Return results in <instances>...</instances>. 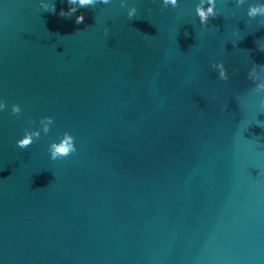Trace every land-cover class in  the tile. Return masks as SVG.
Masks as SVG:
<instances>
[{"label": "water", "instance_id": "obj_1", "mask_svg": "<svg viewBox=\"0 0 264 264\" xmlns=\"http://www.w3.org/2000/svg\"><path fill=\"white\" fill-rule=\"evenodd\" d=\"M250 2L218 0L200 25L199 0L65 16L62 0L54 13L0 0V264H264V109L246 75L264 66V25L247 23ZM42 115L49 132L18 148ZM65 130L76 151L51 160Z\"/></svg>", "mask_w": 264, "mask_h": 264}, {"label": "clouds", "instance_id": "obj_2", "mask_svg": "<svg viewBox=\"0 0 264 264\" xmlns=\"http://www.w3.org/2000/svg\"><path fill=\"white\" fill-rule=\"evenodd\" d=\"M62 2L68 5L67 10L61 8L59 15L65 16L76 12L77 7H84L90 5H96L98 0H62ZM110 0H99V3L108 4ZM165 6H171L172 8L178 7V0H163ZM218 0H199L196 5V15L199 17L200 25H206L209 17H215L219 14V9L217 8ZM237 5L244 3V0H236ZM39 7L42 11L54 13L56 12V0H39ZM137 10L135 5H129L127 10V18L129 20L136 17ZM247 16V23H251L253 19L259 18L257 20L258 24L264 25V0H252L248 3L247 9L245 11ZM84 20V14L77 13L75 22L77 24L82 23ZM108 27L105 25L104 32H108ZM233 39L231 43L235 46L237 40L239 39V33L237 30L232 32ZM260 49V48H259ZM262 51V49H260ZM215 67L220 69L219 78L221 80H227L228 74L226 73L222 62H217ZM262 65H257L252 63L247 70V78L251 81H255V87L251 89V92L260 94L258 103L261 109H264V75L261 74ZM6 107L5 101L0 98V111L4 110ZM10 110L14 114L21 113V106L18 103H12ZM29 125L34 123V121L29 118ZM37 127H25L23 134L20 135L15 140V144L18 148L24 149L28 145L32 144L34 140L39 139L41 134H47L49 132L50 126L53 123V117L50 115H42L36 121ZM259 126V125H258ZM74 136L67 130L58 134L56 139L50 140L47 145V152L51 160H57L69 156L71 153L76 151V146L74 143Z\"/></svg>", "mask_w": 264, "mask_h": 264}]
</instances>
